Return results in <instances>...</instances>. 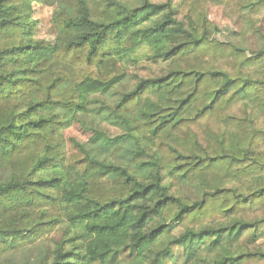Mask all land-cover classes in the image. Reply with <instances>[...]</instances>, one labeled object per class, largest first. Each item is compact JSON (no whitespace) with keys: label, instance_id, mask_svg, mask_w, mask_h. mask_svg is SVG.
I'll return each instance as SVG.
<instances>
[{"label":"trees","instance_id":"1","mask_svg":"<svg viewBox=\"0 0 264 264\" xmlns=\"http://www.w3.org/2000/svg\"><path fill=\"white\" fill-rule=\"evenodd\" d=\"M36 3L51 38L35 36ZM191 4L0 0V264H264V182L220 183L260 179L264 162L210 128L264 140L228 113L263 107L264 82L200 66L203 49L250 64L264 50L211 37ZM142 49L165 72L121 90ZM74 126L88 139L68 138Z\"/></svg>","mask_w":264,"mask_h":264},{"label":"rangeland","instance_id":"2","mask_svg":"<svg viewBox=\"0 0 264 264\" xmlns=\"http://www.w3.org/2000/svg\"><path fill=\"white\" fill-rule=\"evenodd\" d=\"M244 1L250 0H223L221 2L215 0H192L191 8L197 13L195 19L207 28L206 31L211 37L218 36L221 41L239 46L247 50V52L249 50H264V9L259 13L249 10L244 11L242 9ZM253 1L264 5V0ZM35 9L34 17L38 20L35 36L38 38H51L48 30L51 11L40 3L35 4ZM216 29L220 30V33H217L218 30ZM145 53L144 49L139 52L137 56L140 61L139 63L126 64L124 71L127 73V79H129L121 86V90H125L126 87L131 88L136 83L137 77L158 76L165 72L166 63L153 64L144 57ZM245 54L241 53V55L234 56L230 48L218 54L210 53V49H203L200 53V66H204V68L216 67L228 72L232 77L264 82V60L261 64L246 63ZM228 113L238 117L251 118L259 128L264 129V106L261 107L257 102L250 101L249 98L237 101ZM210 128L212 131L218 132L222 137L226 135L225 140L228 146H234L238 142L241 148L250 150L257 160L264 162V140L253 139L251 137L240 139V137L234 135L233 129L218 122L211 123ZM231 130L233 131L232 133ZM65 135L68 138L74 137L82 141L87 140L89 137V134L78 126L67 129ZM208 143L209 141L206 142L204 154H214L217 144L213 142L209 146ZM257 178L260 179L247 177L238 183L222 182L224 180H220V183L229 187H235L238 191H247L248 187L252 189L257 188L264 182V175H260ZM196 188L193 186L183 187L181 194L184 196H196ZM174 231L179 232L180 229L175 227ZM60 237L61 233L56 232L47 238L46 243L49 244L52 240H59ZM20 258L21 256L18 257V259Z\"/></svg>","mask_w":264,"mask_h":264}]
</instances>
